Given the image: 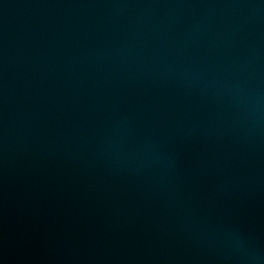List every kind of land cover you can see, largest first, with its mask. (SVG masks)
Masks as SVG:
<instances>
[{
    "label": "water",
    "instance_id": "1",
    "mask_svg": "<svg viewBox=\"0 0 264 264\" xmlns=\"http://www.w3.org/2000/svg\"><path fill=\"white\" fill-rule=\"evenodd\" d=\"M0 264H264V0H0Z\"/></svg>",
    "mask_w": 264,
    "mask_h": 264
}]
</instances>
